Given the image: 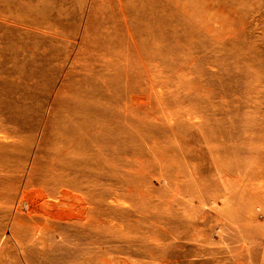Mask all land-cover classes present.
Here are the masks:
<instances>
[{"label":"rangeland","instance_id":"obj_1","mask_svg":"<svg viewBox=\"0 0 264 264\" xmlns=\"http://www.w3.org/2000/svg\"><path fill=\"white\" fill-rule=\"evenodd\" d=\"M4 140L0 264H264V0H0Z\"/></svg>","mask_w":264,"mask_h":264},{"label":"bare ground","instance_id":"obj_2","mask_svg":"<svg viewBox=\"0 0 264 264\" xmlns=\"http://www.w3.org/2000/svg\"><path fill=\"white\" fill-rule=\"evenodd\" d=\"M67 90H68V93H69L68 95L69 96L67 95L68 97H67V100L65 101V103H66L65 105H67L69 107L77 105V108L71 109V113L72 114H77L80 111V113H82L84 115V117H82V118H85V120H86L88 118L89 114L86 113L87 110L81 109V106L80 105L88 104L89 106H91V108L93 110H95V108H96V100L91 97V93L88 92V91H83V92H80V93L76 92V91H78V88H75L70 83L67 84ZM135 132H136V130H135ZM125 139H126V137H125ZM127 139L129 140L130 138H127ZM114 145H116V144L114 143ZM1 147H4V148L7 147V141H5V140L4 141H0V148ZM117 148H118V146L116 147V149ZM110 149H111V147H110ZM119 150H120V148H119ZM2 152H4V151H2ZM4 157H6V156L0 155V159L1 158H4ZM196 199L202 201L203 200V197L196 196Z\"/></svg>","mask_w":264,"mask_h":264}]
</instances>
